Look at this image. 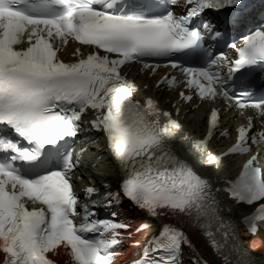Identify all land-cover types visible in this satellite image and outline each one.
<instances>
[{
  "label": "snow or ice",
  "instance_id": "6c2138e0",
  "mask_svg": "<svg viewBox=\"0 0 264 264\" xmlns=\"http://www.w3.org/2000/svg\"><path fill=\"white\" fill-rule=\"evenodd\" d=\"M208 12L213 17L206 18ZM250 26L238 47L234 35ZM69 40L91 50L77 48L75 59L65 62L59 53ZM221 43L237 58L213 47ZM160 60L175 71L157 81L158 89L178 90L189 104L219 99L237 118L252 110L233 129V145L206 156L208 167L219 171L229 156L264 144V21L255 26L249 0H0V264H57L49 254L61 246L72 264H114L116 249L131 239V223L116 211L125 199L170 221L133 264H184V247L192 250L190 264H214L196 251L181 224L198 231L221 264H264L245 253L225 214L231 205L219 196L225 191L230 201L252 208L242 222L257 235L264 227L261 152L223 189L179 157L180 108L174 116L155 97L138 99L147 85L124 72L140 63L154 74ZM88 112V130L105 135L121 172L116 189L102 185L107 191L96 200L98 188L78 187L88 142L79 152L75 143ZM217 132L229 134L212 108L206 135L193 140L195 151L208 153ZM82 198L90 202L81 204ZM98 208L109 209L108 217Z\"/></svg>",
  "mask_w": 264,
  "mask_h": 264
},
{
  "label": "bare ground",
  "instance_id": "6f19581e",
  "mask_svg": "<svg viewBox=\"0 0 264 264\" xmlns=\"http://www.w3.org/2000/svg\"><path fill=\"white\" fill-rule=\"evenodd\" d=\"M233 164L230 162L229 166ZM98 177L101 180L110 179L116 181V172L109 169L108 171H98ZM245 250L256 259L264 260V234L258 237H250L242 232Z\"/></svg>",
  "mask_w": 264,
  "mask_h": 264
}]
</instances>
